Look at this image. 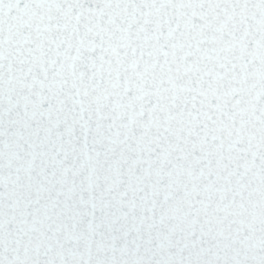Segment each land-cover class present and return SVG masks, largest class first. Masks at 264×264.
<instances>
[{
    "label": "snow or ice",
    "instance_id": "obj_1",
    "mask_svg": "<svg viewBox=\"0 0 264 264\" xmlns=\"http://www.w3.org/2000/svg\"><path fill=\"white\" fill-rule=\"evenodd\" d=\"M0 264H264V0H0Z\"/></svg>",
    "mask_w": 264,
    "mask_h": 264
}]
</instances>
